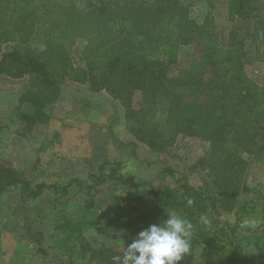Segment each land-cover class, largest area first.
<instances>
[{
    "label": "trees",
    "instance_id": "obj_1",
    "mask_svg": "<svg viewBox=\"0 0 264 264\" xmlns=\"http://www.w3.org/2000/svg\"><path fill=\"white\" fill-rule=\"evenodd\" d=\"M156 1V6L180 8V13L185 5L177 0ZM259 2L228 0L227 4L232 15L264 25V12L257 13ZM34 6L39 5H31L29 0H0L1 41L14 42L12 52L0 57V73L7 64L23 69L27 81L19 92V103L30 105L35 113L31 117L20 115V118L30 124L49 118L43 112L47 101L43 89L52 87L71 67L66 55L47 49L57 45L54 40L57 33L62 32V25L56 26L57 33L53 36L48 34L51 27L36 28L41 18L38 12L36 16L29 15ZM183 15L181 18L180 14L179 17L170 15L155 22L161 28L147 40L143 38L144 43L137 40L142 44L138 48L140 55L127 51L99 57L96 67L86 72L88 78L89 74L95 78V72L114 99L123 104H129L132 94L139 93L141 105L128 111L126 117L136 125L130 130L136 141L160 155L158 178L162 183L153 185L124 176L119 164L109 159H104L84 181L67 179L63 183L57 175L48 177L39 168V159L27 173H19L0 162V194L17 191L25 208L46 197H57L58 201L81 194L94 200L100 187H109L114 210L100 211L99 220L120 235L122 251H108L109 248L102 245L100 252H92L91 258L94 253L97 255L92 264H113L112 257L122 255L123 248L139 231L166 220V213L170 211L190 220L194 226L190 251L180 264H193L196 252L201 260L218 259L223 264H255L254 260L247 259L252 254L264 258V191L261 186L252 189L253 198L242 196L236 206V197L244 189H241L240 178L244 168L251 165H247L251 163L250 157L254 159L256 144L264 150V88L246 75L242 41L233 37L226 44L221 43L213 33L214 24L208 15L200 24L189 20L186 12ZM113 17L118 24L134 29L137 38L149 32L135 27L132 21L123 22L119 15ZM32 18L36 22L30 27L25 21ZM150 23L153 31L155 24ZM30 28L32 32L25 35ZM21 36H27L31 44L41 42L40 38H44L41 43L45 46V39H51V43L41 51L45 55H22L16 48ZM171 39H177L178 46L195 45L197 49L187 66L177 70L172 69L176 63L172 54L162 51L163 46L157 49L164 42L167 46ZM85 75L83 73L82 78ZM7 121L13 124L11 118ZM18 130L13 132L27 138L26 131ZM179 135L206 143L204 154L193 167L181 171L168 166L164 157ZM258 158L255 156L254 163ZM70 192L74 193L70 195ZM232 205L233 221L225 222L221 215ZM53 211L55 206L49 210ZM255 216L260 217L257 228L248 229L246 220ZM202 217L207 219V224ZM54 229L63 230L69 239H79L81 235L78 225L66 218Z\"/></svg>",
    "mask_w": 264,
    "mask_h": 264
},
{
    "label": "rangeland",
    "instance_id": "obj_2",
    "mask_svg": "<svg viewBox=\"0 0 264 264\" xmlns=\"http://www.w3.org/2000/svg\"><path fill=\"white\" fill-rule=\"evenodd\" d=\"M155 1L29 0L31 5H39L34 6L36 8H32L29 15L36 16L38 12L41 19L36 26L34 17L25 23L41 30L51 27L48 34L52 36L57 33L56 26L62 25V32L55 36L57 45L47 49L66 55L71 67L52 87L43 89L47 98L43 112L49 118L34 124L20 118V115L31 117L35 113L30 105L19 103V92L27 81L23 69L7 64L4 72L0 73V162L19 173H27L39 159V168L48 177L56 178L57 175L63 183L67 179L84 181L104 159H109L119 164L124 176H133L140 182L153 185L162 183L158 178L160 155L136 141L130 131L136 125L126 117L128 111H134L141 105L139 93L132 94L129 104H123L114 99L95 72V78L90 74L88 78L86 73L89 68L96 67L99 57L127 51L140 55L138 48L142 44L139 45L137 40L144 43L155 34L161 28L155 22L162 17H179L180 14L181 18L186 12L189 20L200 24L208 15L219 42L226 44L233 37L243 42L246 75L264 88L263 24L232 15L228 0H177L185 4L181 13L180 8L156 6ZM260 1L257 13L264 12V0ZM114 15H119L123 22L132 21L136 23L135 27L148 30L147 36L137 38L134 29L118 24ZM150 22L155 24L153 31ZM28 30L25 35L32 32V29ZM1 40L0 35V57L11 53L14 47V42ZM41 42L31 44L27 36H21L16 48L22 55L36 56L39 53L42 56L45 54L41 51L51 43V39H45L46 46ZM162 46V51L167 50L175 59L172 69L176 70L187 66L197 52L195 45L178 46L177 39H171L167 46L164 42L157 49ZM83 73L86 74L84 78L81 76ZM7 118H11L13 124H8ZM113 120L116 122L112 125ZM14 129L26 131L27 138L17 136ZM259 146L256 144L254 159L251 156V163L247 164L251 165L242 172L240 181L241 189H244L236 197V206L242 196L253 198L254 187L260 185L264 191V150L257 148ZM205 149L206 143L200 139L179 135L164 157L168 166L181 171L193 167ZM255 156L259 157L257 163H254ZM109 192V187L103 186L94 200L81 194L58 201L57 197H46L26 208L17 191L0 194V264H92L91 261L97 257L94 253L91 258L92 252H100L102 245L108 247V251H122L120 235L99 220L100 211L114 210ZM52 206H55V211L50 213ZM232 208L233 205L222 213L223 221H233L235 209ZM62 218L78 225L79 239H69L63 230L54 229ZM259 220V216L248 218L245 226L253 230ZM194 257L193 264H223L218 259L201 260L197 252ZM247 259L254 260L255 264H264V258L256 254L249 255Z\"/></svg>",
    "mask_w": 264,
    "mask_h": 264
},
{
    "label": "clouds",
    "instance_id": "obj_3",
    "mask_svg": "<svg viewBox=\"0 0 264 264\" xmlns=\"http://www.w3.org/2000/svg\"><path fill=\"white\" fill-rule=\"evenodd\" d=\"M166 215V220L139 231L123 248L122 255L112 257L113 264H180L190 251L194 226L175 211ZM201 219L208 223L207 219Z\"/></svg>",
    "mask_w": 264,
    "mask_h": 264
}]
</instances>
